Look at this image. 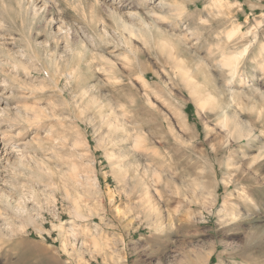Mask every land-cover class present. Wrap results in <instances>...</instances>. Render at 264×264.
Returning <instances> with one entry per match:
<instances>
[{
    "label": "rangeland",
    "instance_id": "rangeland-1",
    "mask_svg": "<svg viewBox=\"0 0 264 264\" xmlns=\"http://www.w3.org/2000/svg\"><path fill=\"white\" fill-rule=\"evenodd\" d=\"M0 264H264V0H0Z\"/></svg>",
    "mask_w": 264,
    "mask_h": 264
},
{
    "label": "bare ground",
    "instance_id": "bare-ground-1",
    "mask_svg": "<svg viewBox=\"0 0 264 264\" xmlns=\"http://www.w3.org/2000/svg\"><path fill=\"white\" fill-rule=\"evenodd\" d=\"M13 151V150H12ZM30 200V199H29ZM18 208V207H17Z\"/></svg>",
    "mask_w": 264,
    "mask_h": 264
}]
</instances>
